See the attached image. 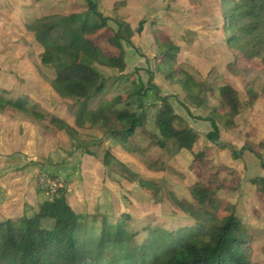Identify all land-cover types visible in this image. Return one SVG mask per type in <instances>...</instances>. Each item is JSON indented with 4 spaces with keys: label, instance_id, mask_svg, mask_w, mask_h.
Wrapping results in <instances>:
<instances>
[{
    "label": "rangeland",
    "instance_id": "374dc122",
    "mask_svg": "<svg viewBox=\"0 0 264 264\" xmlns=\"http://www.w3.org/2000/svg\"><path fill=\"white\" fill-rule=\"evenodd\" d=\"M96 1L97 10L109 17L107 24L113 30L118 21L127 22L133 29L140 20L145 23L140 33L133 34L130 44L122 41L126 61L123 71L98 65L107 86L88 99L87 107L94 109L100 103L116 101L120 95L137 90L134 84H147L153 73L152 81L159 86L160 95H169L176 113L198 131L194 150L205 146L212 159L207 161L204 156L203 163L207 164H202L187 150L171 154L155 146L149 152H140L150 146V137L141 129L131 138L140 150L130 153L99 128L77 126L80 104L51 88L46 70L39 68L42 46L27 24L46 15L83 12L85 1L0 0V89L13 98L27 97L36 111L44 113L43 120L38 121L18 111L0 112V220L11 219L19 225L22 216H32L39 208L35 205L34 211H29L23 202L28 198L35 202L31 198L33 189L47 199L58 190L52 193V189L64 188L67 202L82 216L79 238L88 253L99 256L104 264L114 258L123 262L127 242L140 245L146 243L153 229L195 224V216L183 211L174 200H191L187 189L195 182L210 184L216 189L217 213L223 216L233 212L246 226L249 240L245 247L251 264H264V188L253 182L254 178H264L261 59L238 42H228L221 0ZM156 39L170 40L177 46L174 68L187 71L211 89L199 94L207 99L208 108L192 107L180 86L165 79L158 66L160 60L155 58ZM223 84L237 89L241 105L234 126L224 127L222 119L217 120L220 140L236 149L248 143L261 158L250 150L234 158L228 148L207 140L210 123L199 117L219 106L218 88ZM253 93L257 97L251 102ZM143 101L150 118L145 128L156 132L152 117L160 102L155 89H149ZM182 101L191 107L187 109ZM52 118L62 119L75 133L56 125ZM86 149L95 155H89ZM105 152L110 154L109 166L103 163ZM148 159L163 160L164 169H149ZM21 205L24 211L18 217ZM8 215L13 217L6 218ZM42 224L50 227L52 219H43Z\"/></svg>",
    "mask_w": 264,
    "mask_h": 264
},
{
    "label": "trees",
    "instance_id": "16d2710c",
    "mask_svg": "<svg viewBox=\"0 0 264 264\" xmlns=\"http://www.w3.org/2000/svg\"><path fill=\"white\" fill-rule=\"evenodd\" d=\"M84 1L86 10L83 12L46 15L27 24V29L42 46L39 68L46 70L51 88L61 97L80 104L76 125L99 128L130 153L140 150L131 138L136 130L141 129L150 137V146L140 152H149L154 146L171 154L187 150L200 163L207 164L212 159L207 153L209 149L201 146L202 149L194 150L199 139L198 131L176 113L169 95H160L159 86L152 81L153 73H150L147 84H134L137 90L120 95L116 101L100 103L94 109L87 107L88 99L107 86L98 65L123 71L126 61L122 41L130 44L133 34L142 31L145 20H140L136 29L125 21H118L117 29L113 30L107 24L109 17L97 10V1ZM221 1L228 42H238L241 48L259 57L264 64V0ZM156 45L158 53L155 58L160 60L158 66L165 73V79L180 86L185 101L188 100L192 107L208 108L207 99L199 94L211 89L187 71L174 68L177 46L170 40L161 42L157 39ZM109 46L118 52H111ZM152 88L160 102L152 117L156 132L145 128L150 118L143 99ZM6 92L0 89V112L18 111L32 120H43L44 113L36 111L27 97L13 98L5 95ZM256 97L253 93L251 102ZM218 98L219 106L209 108L206 116L199 117L210 123L211 130L205 134L207 140L218 147L228 148L234 158H239L245 150L255 152L248 143L236 149L220 140L217 120L222 119L224 127L234 126L241 101L237 89L231 84L219 86ZM185 101H182L183 106L188 109L191 106ZM120 104L123 105L119 107ZM52 122L63 125L70 134L75 133L74 128L62 119L52 118ZM85 151L95 155L87 149ZM255 154L260 157L258 152ZM109 156L105 152L103 163L106 166L110 164ZM204 156L207 158L205 163ZM146 164L149 169L157 171L165 166L160 159H148ZM253 182L264 188V178H254ZM187 190L191 200L175 199L174 202L195 216V224L170 230L153 229L146 243H126V248L130 249L124 247L123 262L114 258L105 264H251L245 247L249 240L247 228L235 213L223 216L217 213L215 187L195 182ZM38 207L32 216H22L19 225L11 219L0 220V264H104L99 256L94 258L88 253L86 244L80 241L82 216L67 202L64 188H58L54 196L40 202ZM46 218L52 219L50 227L42 224ZM133 235L134 232L131 237ZM102 245L103 241L98 243L99 247Z\"/></svg>",
    "mask_w": 264,
    "mask_h": 264
},
{
    "label": "crops",
    "instance_id": "0c3cea01",
    "mask_svg": "<svg viewBox=\"0 0 264 264\" xmlns=\"http://www.w3.org/2000/svg\"><path fill=\"white\" fill-rule=\"evenodd\" d=\"M39 18V17H38ZM90 155V154H89ZM94 165L96 166L97 164L96 163H94ZM31 198H33V200H35V202L37 203V204H35V202H32L31 201V199H27V200H25V201H23L24 203H26V205H28V210L29 211H34V209L37 207V206H39V203L43 200V199H45V198H42V194L39 192V193H37L36 192V189H33L32 190V192H31ZM34 198H36V199H34ZM23 204V203H22ZM36 205V207H34ZM23 211H24V206L23 205H21V210H20V213H19V215H17L18 217L19 216H22V214H23ZM6 218H12L13 216H11V215H8V216H5Z\"/></svg>",
    "mask_w": 264,
    "mask_h": 264
},
{
    "label": "built area",
    "instance_id": "2783aa9c",
    "mask_svg": "<svg viewBox=\"0 0 264 264\" xmlns=\"http://www.w3.org/2000/svg\"><path fill=\"white\" fill-rule=\"evenodd\" d=\"M51 189H52V188H51ZM57 189H58L57 187H56L55 189H52V191H53L52 193H55V191H56ZM52 193H51V194H52Z\"/></svg>",
    "mask_w": 264,
    "mask_h": 264
}]
</instances>
